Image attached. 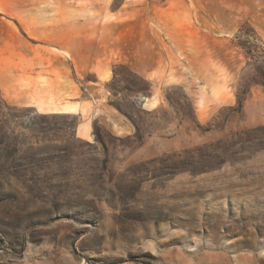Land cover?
I'll return each mask as SVG.
<instances>
[{"label": "rangeland", "instance_id": "1", "mask_svg": "<svg viewBox=\"0 0 264 264\" xmlns=\"http://www.w3.org/2000/svg\"><path fill=\"white\" fill-rule=\"evenodd\" d=\"M0 94V264H264V0H0Z\"/></svg>", "mask_w": 264, "mask_h": 264}, {"label": "trees", "instance_id": "2", "mask_svg": "<svg viewBox=\"0 0 264 264\" xmlns=\"http://www.w3.org/2000/svg\"><path fill=\"white\" fill-rule=\"evenodd\" d=\"M7 107V103L6 101L2 98L1 94H0V111L4 108Z\"/></svg>", "mask_w": 264, "mask_h": 264}, {"label": "bare ground", "instance_id": "3", "mask_svg": "<svg viewBox=\"0 0 264 264\" xmlns=\"http://www.w3.org/2000/svg\"><path fill=\"white\" fill-rule=\"evenodd\" d=\"M75 108V107H74ZM74 108L73 107H65L64 108V112H67V111H73L74 110Z\"/></svg>", "mask_w": 264, "mask_h": 264}]
</instances>
